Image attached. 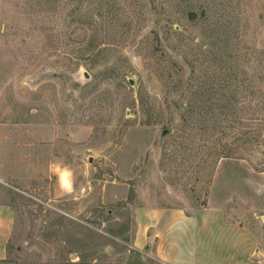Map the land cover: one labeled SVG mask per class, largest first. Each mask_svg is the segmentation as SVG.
Here are the masks:
<instances>
[{
	"label": "rangeland",
	"instance_id": "rangeland-1",
	"mask_svg": "<svg viewBox=\"0 0 264 264\" xmlns=\"http://www.w3.org/2000/svg\"><path fill=\"white\" fill-rule=\"evenodd\" d=\"M0 176V264H126L162 207L223 210L264 261V0H0Z\"/></svg>",
	"mask_w": 264,
	"mask_h": 264
},
{
	"label": "crops",
	"instance_id": "crops-1",
	"mask_svg": "<svg viewBox=\"0 0 264 264\" xmlns=\"http://www.w3.org/2000/svg\"><path fill=\"white\" fill-rule=\"evenodd\" d=\"M3 183L0 176V261L7 257L14 226ZM135 218L127 240L134 258L126 264H250L258 251L250 231L218 208L144 209Z\"/></svg>",
	"mask_w": 264,
	"mask_h": 264
},
{
	"label": "clouds",
	"instance_id": "clouds-1",
	"mask_svg": "<svg viewBox=\"0 0 264 264\" xmlns=\"http://www.w3.org/2000/svg\"><path fill=\"white\" fill-rule=\"evenodd\" d=\"M50 170L56 175L57 184L61 190L71 193L73 190V173L67 166H61L59 163L51 164Z\"/></svg>",
	"mask_w": 264,
	"mask_h": 264
},
{
	"label": "built area",
	"instance_id": "built-area-1",
	"mask_svg": "<svg viewBox=\"0 0 264 264\" xmlns=\"http://www.w3.org/2000/svg\"><path fill=\"white\" fill-rule=\"evenodd\" d=\"M256 264H264V261L262 259H257Z\"/></svg>",
	"mask_w": 264,
	"mask_h": 264
},
{
	"label": "water",
	"instance_id": "water-1",
	"mask_svg": "<svg viewBox=\"0 0 264 264\" xmlns=\"http://www.w3.org/2000/svg\"><path fill=\"white\" fill-rule=\"evenodd\" d=\"M131 83H133V81L131 80Z\"/></svg>",
	"mask_w": 264,
	"mask_h": 264
}]
</instances>
